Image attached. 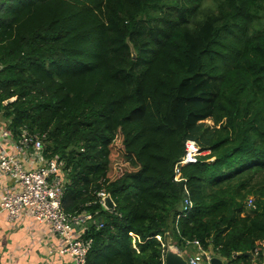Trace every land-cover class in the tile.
Returning a JSON list of instances; mask_svg holds the SVG:
<instances>
[{"label": "trees", "instance_id": "1", "mask_svg": "<svg viewBox=\"0 0 264 264\" xmlns=\"http://www.w3.org/2000/svg\"><path fill=\"white\" fill-rule=\"evenodd\" d=\"M0 117L63 161V210L96 220L86 264L194 240L262 258L264 0H0Z\"/></svg>", "mask_w": 264, "mask_h": 264}, {"label": "built area", "instance_id": "2", "mask_svg": "<svg viewBox=\"0 0 264 264\" xmlns=\"http://www.w3.org/2000/svg\"><path fill=\"white\" fill-rule=\"evenodd\" d=\"M6 141L9 148L6 147ZM185 150L186 157L175 166L177 176L181 162L193 160L198 153V148ZM43 152L39 133H29L23 127L19 135L14 137L8 125L0 127V173L12 181L0 198V208L10 220L28 215L47 224L50 232L62 240V246L56 251L59 254H68L73 264H86L92 240L85 238L84 232L94 218L88 212L69 214L63 210L61 198L67 181L63 172V161L57 156L45 157ZM98 195L104 207L102 197L105 194L99 192ZM245 205L252 207V198L248 197ZM188 206L190 204L185 200L184 209ZM100 226L99 224L98 227ZM186 244L193 245L196 249L188 257V264H210L212 255L203 249L198 240L191 243L187 241ZM259 245L263 253L264 238L259 241ZM171 249L181 254L178 246L171 245Z\"/></svg>", "mask_w": 264, "mask_h": 264}, {"label": "crops", "instance_id": "3", "mask_svg": "<svg viewBox=\"0 0 264 264\" xmlns=\"http://www.w3.org/2000/svg\"><path fill=\"white\" fill-rule=\"evenodd\" d=\"M5 125L8 124L0 117V127ZM6 147H10L7 141ZM11 183L7 176L0 173V198ZM94 223L95 219L91 221V224ZM170 242L175 245L173 241ZM61 246L62 240L50 232L47 224L40 223L28 215L10 220L0 208V264H73L68 254H59L56 251ZM195 250L193 245L180 249L186 260ZM204 250L212 257L216 256L210 247ZM220 259L223 262V259ZM255 264H264V252Z\"/></svg>", "mask_w": 264, "mask_h": 264}, {"label": "water", "instance_id": "4", "mask_svg": "<svg viewBox=\"0 0 264 264\" xmlns=\"http://www.w3.org/2000/svg\"><path fill=\"white\" fill-rule=\"evenodd\" d=\"M103 205L106 209L113 210L115 208V204L110 196V194H106L102 197ZM245 255L253 257L250 252H245ZM164 264H188L187 260L179 253L173 251L171 249V242H167L166 249L164 253ZM222 261L220 258L214 256L210 259V264H221Z\"/></svg>", "mask_w": 264, "mask_h": 264}, {"label": "rangeland", "instance_id": "5", "mask_svg": "<svg viewBox=\"0 0 264 264\" xmlns=\"http://www.w3.org/2000/svg\"><path fill=\"white\" fill-rule=\"evenodd\" d=\"M2 119H3V121H5L4 118H2ZM200 124L204 125L205 127L208 126L207 128H212V126H213V122H212L211 119H205V120L201 121ZM204 128L202 130H204ZM184 146H185L186 149H196V148H200V144L196 141V139L191 138V137H188V138L185 139ZM103 196H105V195H103ZM249 198H252V200H253V197L250 196ZM247 208H251V207L248 206ZM246 213L247 212L242 213V214H246Z\"/></svg>", "mask_w": 264, "mask_h": 264}, {"label": "clouds", "instance_id": "6", "mask_svg": "<svg viewBox=\"0 0 264 264\" xmlns=\"http://www.w3.org/2000/svg\"><path fill=\"white\" fill-rule=\"evenodd\" d=\"M106 195V194H105ZM105 208V207H104ZM106 209V208H105Z\"/></svg>", "mask_w": 264, "mask_h": 264}]
</instances>
